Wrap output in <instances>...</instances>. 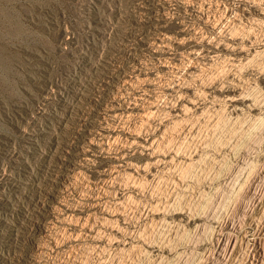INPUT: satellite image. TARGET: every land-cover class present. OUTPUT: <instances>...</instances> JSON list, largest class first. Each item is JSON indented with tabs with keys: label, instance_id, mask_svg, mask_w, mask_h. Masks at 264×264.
I'll use <instances>...</instances> for the list:
<instances>
[{
	"label": "rangeland",
	"instance_id": "1",
	"mask_svg": "<svg viewBox=\"0 0 264 264\" xmlns=\"http://www.w3.org/2000/svg\"><path fill=\"white\" fill-rule=\"evenodd\" d=\"M263 4L264 0H0V264L16 263L12 259L24 254L32 260L22 264L76 263L62 250L63 246L47 250L39 263L35 244H50L43 233L36 231L32 241L22 240V236L35 230L31 222L37 223V217L33 215L40 213L45 218L41 215L44 202L41 194L50 188L46 180L54 173L50 169L54 164L55 147L71 136V126L81 127L79 119L84 108L94 109L106 102L105 106L115 105L113 108L121 114L130 106L128 98L117 99L112 104L101 99L100 94L106 92L101 83L128 86L126 79L132 76L148 82L161 75L165 85H186L190 90L184 100L176 98L178 89L164 92L167 98H161L163 101L170 98L169 105L174 108L188 105L184 121L190 120V131L182 136L183 141L172 133L170 120L158 107L159 110L154 109L158 111H154L156 122L152 128L143 126L138 118L124 117L125 127L129 129L125 128L126 131L133 132L136 129L133 127H139L135 133L140 142L129 147L123 141L126 135L120 132L122 142L119 143L126 146L121 155L111 147L103 154L97 152L99 157L87 164L80 150H91L87 144L93 135L85 131L88 135H82L87 137L73 139L80 151L79 158L75 159L80 173L76 171L78 175L73 181L76 184L70 186L74 189L71 198L75 199L71 202L76 203V208H70L60 195L63 206L51 210L44 221L50 223L57 217L73 222L83 220L88 205L95 201L87 196L88 200L85 199L79 186L82 188L92 178L128 162L149 167L153 162L151 150L140 143L170 135V141L166 142L169 149L166 143L165 150L162 149V156L169 159L170 164L164 162L161 173L152 172L146 178L149 182L138 181L142 182V189L130 198L141 206L140 213H130L127 219H112L113 226L120 230L114 234L107 232L112 233L113 246L102 241L96 248L91 243H83L82 250L89 252L87 264L246 262L264 228V27L254 22L261 18L256 9ZM239 23L244 25L243 29ZM225 26L228 32L240 30L241 35L244 32L249 39L251 36L252 42L247 40V52L238 58L242 61L245 79L259 76L253 81L254 85L242 87L244 90H228L230 96L237 97L239 110L200 93L193 95L199 89L200 80H191L189 84L184 76L173 73V69L161 68L166 61L167 64L183 61L189 64L186 59L195 54L193 57H198L199 67L205 69V87L224 89L227 72L231 70L228 63L223 59L211 63L212 66L203 63L221 42L217 41L224 39ZM164 42L169 44L167 51L161 50L160 44ZM197 64L194 66L199 68ZM152 88L155 94L160 91ZM132 179L135 181L134 177ZM121 188L124 189L116 188L120 189L117 197L129 198L130 190L126 186ZM98 202L104 204L105 200ZM259 210L263 226L258 224V228L250 219ZM50 226L46 232L58 229ZM229 239H237L240 247L228 249ZM34 241L38 243H32ZM217 253L223 254V261H218Z\"/></svg>",
	"mask_w": 264,
	"mask_h": 264
},
{
	"label": "bare ground",
	"instance_id": "2",
	"mask_svg": "<svg viewBox=\"0 0 264 264\" xmlns=\"http://www.w3.org/2000/svg\"><path fill=\"white\" fill-rule=\"evenodd\" d=\"M190 4V3H189ZM204 4H202L203 6ZM260 5V4H259ZM258 5V13L257 15H261V18H257L254 19V22L256 20V25H259L262 27H264V4L263 6H259ZM211 6V5H210ZM229 9V8H228ZM202 11V10H201ZM250 12V11H249ZM238 13V12H237ZM227 14V12H226ZM239 15V14H238ZM227 17V16H226ZM238 17V16H237ZM237 17H235L237 19ZM240 17V16H239ZM256 18V16H255ZM222 19V18H221ZM241 19V18H240ZM239 20V19H238ZM253 20V18H252ZM224 21V20H223ZM234 21V20H233ZM232 21V22H233ZM215 22V21H214ZM235 23V22H234ZM245 23V22H244ZM240 25H242V23H239ZM215 25V24H214ZM252 25V24H251ZM255 25V26H256ZM242 25V29H243ZM226 27V26H225ZM234 27V26H233ZM235 28V27H234ZM238 28V27H237ZM236 28V29H237ZM239 28H241V26H239ZM226 31H223L224 33V39L217 41L219 44H216L215 46V51L213 52V54H211L210 56L207 57V59H204V61L206 63H203L204 65H206L207 63L209 65L212 66L211 63H215L216 61H218V59H223V62H226V64L228 63L227 66L231 67L230 72H227V86L224 89H220V88H216V87H205L204 85V81H203V75L205 69L201 66L199 67V65L197 64V61L199 60L198 57H193V55L195 54H190L189 57L186 60H188L189 64H186L185 61H183L182 63L179 62H165L166 64H162L161 68H167L172 70L173 69V73H175L176 75L179 76H184V81L186 83L191 82V80H200L201 83L198 86L199 89H197V91L193 92L194 94H198L200 93V95H205L208 97H211L214 100L220 102L221 104H225L229 105L230 107L233 106V108H235L236 110H239L240 108L238 107L239 101L237 99V97L235 96H230L227 92L228 90H239V89H243L242 87H244L245 85H249L252 86L253 81L257 80V78L259 76H252L250 78H246L244 77L243 74V70L241 67V63H240V59L238 58V56L241 57L242 54H244L245 52H247V40L251 41V36L250 39L248 38L247 34H245L243 32L244 35H241L242 32L240 30H232V31H227V27L225 28ZM228 29L230 30V27H228ZM255 30V28H253ZM257 29V28H256ZM259 29V28H258ZM224 30V29H223ZM246 30V28H245ZM251 30V29H250ZM249 30V31H250ZM264 30V29H263ZM262 30V33L264 32ZM221 31V30H219ZM248 31V30H247ZM251 32V31H250ZM248 32V33H250ZM254 32V31H253ZM257 32V31H256ZM247 33V32H246ZM255 33V32H254ZM253 33V34H254ZM260 34V33H259ZM222 35V34H221ZM258 35V34H255ZM255 35H253L255 37ZM168 36V35H167ZM220 37V36H219ZM222 37V36H221ZM257 37V36H256ZM246 38V39H245ZM253 38V37H252ZM262 38V37H261ZM256 39V38H255ZM264 39V37H263ZM162 41V40H161ZM164 41V40H163ZM166 41V40H165ZM261 41V40H260ZM259 41V42H260ZM167 42V41H166ZM164 42V44H160V47L162 48V51H167L169 47V44ZM252 42V41H251ZM258 42V41H257ZM258 42V43H259ZM262 42V41H261ZM163 43V42H162ZM211 43V42H210ZM249 43V42H248ZM168 44V45H166ZM171 44V43H170ZM252 44V43H251ZM260 44V43H259ZM250 45V44H249ZM248 45V46H249ZM171 46V45H170ZM159 47V44H158ZM167 48V49H166ZM160 49V48H159ZM250 49V48H249ZM170 50V49H169ZM210 51V50H209ZM157 52V51H156ZM160 52V51H159ZM225 54H224V53ZM250 52V51H249ZM166 53V52H165ZM164 53V54H165ZM171 53V52H170ZM200 53V52H199ZM203 53V52H202ZM259 54V53H258ZM263 55V54H262ZM187 57V56H186ZM203 58V57H202ZM174 59V58H173ZM172 59V60H173ZM257 59V58H256ZM176 60V59H175ZM164 59L161 61L163 62ZM171 61V60H169ZM221 62V61H220ZM242 62V61H241ZM218 63V62H217ZM253 63V62H252ZM161 64V63H160ZM194 64H197L199 68L195 67ZM224 64V63H223ZM156 66V64H154ZM245 65V64H244ZM159 66V65H158ZM214 66V65H213ZM216 66V65H215ZM226 66V65H225ZM243 66V65H242ZM261 66V65H260ZM160 67V66H159ZM221 67V66H220ZM224 67V66H222ZM228 67V69H229ZM195 68V70H194ZM227 68V67H226ZM212 69V67H211ZM219 69V68H218ZM222 69V68H221ZM220 69V70H221ZM224 69V68H223ZM248 69V68H247ZM253 69V68H252ZM264 69V68H263ZM156 70V69H155ZM226 70V69H225ZM261 72V71H260ZM259 73V72H257ZM215 76V75H214ZM125 78V77H124ZM127 78V77H126ZM183 78V77H181ZM225 78V79H226ZM205 79V78H204ZM111 80V79H110ZM121 81V80H120ZM120 81H117L118 84ZM170 81V80H169ZM183 81V82H184ZM102 82V80H101ZM123 82V81H122ZM125 82V81H124ZM165 78L163 75L161 76H157L156 78H153L152 80L148 81L147 80H139V78H135V76L130 77V79H126V83L128 86H124V85H116L114 84V86H110L108 85H104V83H101V86L103 87V90H105V93H101L100 97L103 100H106L107 103H115L114 101H116L117 99H120V101H124L125 98H128L127 101H129L130 106H128L125 112H121V114H119L113 107L110 108L108 106H105V103L103 105L98 104L96 105L94 109H88V108H84L81 114V118L79 119V121L82 123L79 126L81 127H76L75 125L71 126L70 128V137L67 138L66 140H64V143L59 144L58 146L55 147V152L53 154V161L54 164L51 165V172L54 173H50V177L46 180L49 182V190L48 191H43V193L41 195H43V199L44 202L42 203V207L41 209L43 210V213L41 214L43 217L42 218L40 216V213H38L37 215H33L37 217V223H33L31 222V225L34 226L35 230H32L30 232H28L26 234V236H22V240L23 241H32V237L35 236V232H39L40 234H44V236L47 238V242H49L50 244H44V245H40V244H35V249L37 250V252L39 253V257H38V262L40 263V260L42 258V255L47 253V250L49 249H54L59 248L62 249L61 247H65L62 250H65V252L67 253L68 257L70 260L75 261V264H87L88 262V253L86 251H83V243H91L93 244L92 247L94 246V248L99 246V243L102 241L104 243H106L107 245H111L113 246L115 244L114 239L111 237L110 234H114V233H120V230L118 227L113 226L112 224V219L113 218H117L118 220L121 218L127 219L128 215L131 213L133 215L139 214L141 211V206L136 202L135 200L133 202L130 201V198L132 197L134 192H139L140 191V185L141 183H139L138 181H141L142 179H146L147 177H149L151 175L152 172H157V173H161L163 171V163L165 162L166 165L170 164V161L164 159V157L162 156V154L164 153V151L162 152V149L165 150L164 144L169 140V136H161L160 140L155 139V141H149L147 139H145V141L140 143V146H142L143 148H147L149 150H151V157L153 159V162H151V165L149 167H140L139 164L138 166L136 164H133L132 162H128L123 166H114V168L112 170H108L105 171L103 173V175L99 174L100 176H97L95 178H92V180L88 181L89 183L84 184V186H82V188L79 186V189H81L80 193H84L83 195H85V199L88 200V198L93 199V201H95V203L88 205L89 207L86 209V211L88 212L86 217L81 220L78 219L75 222H73V220H65L63 218L57 217V218H53L51 219L50 223H47L46 221H44V219L48 218V214L51 210L58 208L59 206H63V204L60 202V195L63 196V198H65L67 200V203L70 204V208H76V203L71 202L72 200H75L74 197L71 198L73 195V188H71L70 186L73 184V181L76 180L77 175L76 171L78 169V163L75 161V159L78 157L79 152H83V155L85 156V163L88 164L89 161H92L96 158L99 157V155L97 154V152H103L106 149H111V147H113L116 152L119 153V155H121L120 153L123 152L126 148V146L119 143V141L121 139V133H124L126 135V140L125 144H128L127 146L130 147L129 144L133 145L136 142H140L137 140V134L135 133L136 129L138 130L139 127H133V132H128L125 130V119L124 117H133L138 118L137 120L144 125L150 126L152 128L153 126V122L154 121V111H158V107H160V110L164 111L166 117H168L169 124L171 125V129H172V133L174 135H176L177 138H183L182 136H186L187 132L190 131V124L188 121L190 120H186L184 121V117L186 115V111L185 108L183 107H177L174 108L172 107V105L170 106V102H172V100L169 101H163L161 98H167L166 94H164V92H170V91H175V89H178L177 91H175V95L176 98L178 100H184L183 98H188L189 97V92L190 90L188 89V87L182 86V85H165ZM193 82V81H192ZM168 83V82H167ZM177 83V82H176ZM106 84V83H105ZM181 84V83H180ZM190 84V83H189ZM197 84V82H196ZM226 85V84H223ZM254 85V84H253ZM151 86V87H150ZM152 86H156V88H159L160 91L157 92L160 93L159 95L155 94L153 91H151L150 88H152ZM188 86V85H187ZM212 86V85H211ZM220 87H222V85H220ZM149 88V89H148ZM155 88V89H156ZM154 89V88H152ZM154 89V90H155ZM195 89V88H194ZM244 90V89H243ZM103 92V91H102ZM127 94V95H126ZM173 94V93H172ZM171 94V95H172ZM99 96V95H98ZM113 96V97H112ZM99 97V98H100ZM171 97V96H170ZM173 98V97H172ZM175 98V100H176ZM126 100V99H125ZM194 100V99H193ZM101 101V100H99ZM189 101L191 102L190 98ZM241 101V100H240ZM175 102V101H173ZM179 102V101H177ZM176 102V103H177ZM195 102V101H194ZM242 102V101H241ZM160 103H163L165 105H162ZM255 103V102H254ZM216 104V103H215ZM256 104V103H255ZM107 105V104H106ZM177 105V104H176ZM105 106V107H104ZM209 106V105H208ZM224 106V105H223ZM224 106V107H225ZM157 107V108H154ZM242 107V106H241ZM190 108V107H189ZM220 108V107H219ZM154 109H158V110H154ZM206 110V109H205ZM219 111V110H218ZM217 111V112H218ZM226 111V110H225ZM161 112V111H160ZM190 112V111H189ZM236 112V111H235ZM203 113V112H202ZM205 113V112H204ZM189 114V113H188ZM156 115V114H155ZM199 116V115H198ZM197 116V117H198ZM129 117V119H131ZM132 118V119H133ZM127 119V118H126ZM197 119V118H196ZM262 120V118H260ZM134 120V119H133ZM200 120V119H199ZM129 120H127L128 122ZM196 121V120H195ZM263 121V120H262ZM261 121V122H262ZM137 122V121H135ZM138 122V124H139ZM254 122V121H253ZM134 123V122H133ZM260 123V122H259ZM75 124V123H74ZM129 124V123H128ZM156 124V123H155ZM165 124V123H164ZM189 124V125H188ZM140 125V124H139ZM169 125V126H170ZM132 126V125H131ZM138 126V125H137ZM142 126V125H141ZM140 126V127H141ZM130 127V126H128ZM259 127V126H258ZM143 128V127H142ZM145 128V127H144ZM142 130H145V129ZM255 128V127H254ZM128 129V128H126ZM147 129H149L147 127ZM159 129V128H158ZM129 130V129H128ZM140 130V129H139ZM141 130V132H142ZM155 130V129H154ZM157 130V129H156ZM200 130V129H199ZM85 131H89L91 132V135H93V137L88 139V146L91 150H89V152L81 149L80 151L77 150L76 145L77 143H75V141L73 139L77 138V137H81L84 135H82V133H86ZM148 132L150 130H147ZM252 131V130H251ZM140 131H137V133ZM146 132V131H145ZM154 132V131H153ZM161 132V131H160ZM262 132V131H261ZM156 134V132H154ZM153 133V134H154ZM87 134V133H86ZM191 134V133H190ZM88 135V134H87ZM90 135V134H89ZM166 135V134H164ZM210 135V134H209ZM85 136V135H84ZM97 137L98 141H96V139L94 138ZM141 136V135H140ZM157 136V135H156ZM189 136V134H188ZM193 136V135H192ZM191 136V137H192ZM87 137V136H85ZM80 138V139H81ZM148 138V137H147ZM186 138V137H185ZM184 138V139H185ZM79 139V140H80ZM140 139V138H139ZM76 140V139H75ZM86 140V139H85ZM207 140V139H206ZM170 141V140H169ZM183 141V139H182ZM181 141V142H182ZM186 141V140H185ZM251 141V140H250ZM189 142V141H187ZM207 143V142H206ZM168 143H166L165 145H167ZM177 144V143H176ZM139 145V143L137 144ZM193 145V144H192ZM222 146V145H221ZM139 147V146H138ZM141 147V148H142ZM186 147V146H185ZM88 148V147H87ZM168 148V145H167ZM194 148V147H193ZM215 148V147H214ZM243 148V147H242ZM146 149V150H147ZM169 149V148H168ZM180 149V148H179ZM238 149V148H237ZM77 150V151H75ZM95 150V152H94ZM98 150V151H96ZM148 150V151H149ZM187 151V150H186ZM196 151V150H195ZM94 152V153H92ZM115 152V151H114ZM185 152V151H184ZM241 152V151H240ZM126 153V152H125ZM197 153V152H196ZM115 154V153H114ZM181 154V153H179ZM186 154V153H185ZM118 155V156H119ZM124 155V153H123ZM126 155V154H125ZM167 155V152H166ZM178 156V155H177ZM117 157V156H116ZM123 157V156H122ZM244 157V156H243ZM79 158V157H78ZM124 158V157H123ZM166 158V157H165ZM175 158V157H174ZM173 158V160H174ZM200 158V157H199ZM247 158V156H246ZM250 158V157H249ZM256 158V157H255ZM117 159V158H116ZM240 160V159H239ZM246 161V160H245ZM173 162V161H172ZM180 162V161H179ZM252 162V161H251ZM261 162V161H260ZM121 163V162H120ZM150 163V162H149ZM148 163V165H149ZM200 163V162H199ZM123 164V163H122ZM195 164V163H194ZM247 164V163H246ZM249 164V163H248ZM251 164V163H250ZM80 165H84V164H80ZM118 165V164H117ZM178 165V164H177ZM203 165V164H202ZM85 166V165H84ZM226 166V165H225ZM80 168V167H79ZM168 168V167H167ZM185 168V167H184ZM212 168V167H211ZM175 169V168H174ZM182 169V168H181ZM255 169V168H254ZM80 170V169H79ZM79 170L77 172H79ZM253 170V169H252ZM176 172V171H175ZM70 173V174H69ZM80 173V172H79ZM185 173V172H184ZM139 178L140 176V180L136 177ZM139 175V176H138ZM155 176V174H154ZM81 177V176H80ZM78 177V178H80ZM83 177V176H82ZM135 178L134 179L132 178ZM85 178V177H84ZM189 178V177H188ZM196 178V177H195ZM83 179V178H82ZM81 179V180H82ZM130 179L133 180L130 181ZM78 180V179H77ZM137 180V182H136ZM147 180V179H146ZM158 180V179H157ZM168 180V179H167ZM183 180V179H182ZM194 180V179H193ZM84 181V180H83ZM148 181V180H147ZM164 181V180H163ZM206 181V180H205ZM149 182V181H148ZM155 182V181H154ZM161 182V181H160ZM174 182V181H173ZM130 183H132V185H130ZM144 183V182H143ZM164 183V182H163ZM202 183V182H201ZM76 184V183H75ZM75 184H73L75 186ZM78 184V183H77ZM156 184V183H155ZM174 184V183H173ZM72 185V186H73ZM126 186L130 192H131V196L129 198H126V196L124 197L125 199H120L119 197H117L118 191H120V189H124L121 187ZM142 186V185H141ZM120 189H116V188ZM180 187V186H179ZM114 188L116 190H114ZM144 188V187H143ZM77 189V188H76ZM75 189V190H76ZM78 189V190H79ZM142 189V188H141ZM118 190V191H117ZM167 190V189H166ZM165 190V191H166ZM175 190V189H174ZM146 191V190H145ZM75 192V191H74ZM79 194V193H78ZM82 195V194H81ZM80 195V196H81ZM130 195V193H129ZM128 195V196H129ZM70 196V198H69ZM86 196L88 198H86ZM78 198V197H76ZM138 198V197H137ZM206 198V197H205ZM237 198V197H236ZM129 199V200H128ZM134 199V198H133ZM253 199V198H252ZM65 200V201H66ZM80 200V199H78ZM77 200V203H78ZM98 200H105L104 204H100L98 202ZM90 201V200H89ZM64 202V201H63ZM81 202H82V197H81ZM86 202V201H85ZM149 202V201H148ZM256 202V201H255ZM254 204V203H253ZM262 204V203H261ZM66 205V204H65ZM168 205V204H167ZM172 205V204H171ZM260 205V204H259ZM263 205V204H262ZM152 206V205H151ZM166 207V205H164ZM156 207V206H155ZM40 209V207H38ZM81 208V207H80ZM263 208V207H262ZM146 209V208H145ZM152 210V209H151ZM156 210V209H155ZM159 210V209H158ZM157 210V211H158ZM161 210V209H160ZM196 210V209H195ZM247 210V209H246ZM150 211V210H149ZM204 211V210H203ZM260 211V210H259ZM256 211L254 214H252L253 216L251 217V224L253 226H258V224L262 225L261 222L263 219V216H261V211ZM151 212V211H150ZM153 213H155L156 211H152ZM163 212V211H162ZM174 212V211H173ZM254 212V211H253ZM152 213V214H153ZM159 213V212H158ZM167 213V212H166ZM207 214V213H206ZM141 215V214H140ZM143 215V214H142ZM156 215V214H155ZM69 216V214H68ZM149 216V215H148ZM201 216V215H200ZM64 217V216H63ZM132 217V216H131ZM71 218V217H70ZM80 218V217H79ZM168 219V218H167ZM194 219V218H193ZM264 220V219H263ZM114 221V220H113ZM160 221V220H159ZM117 222V221H116ZM154 222V221H153ZM157 223H159L158 221H156ZM155 222V223H156ZM198 222V221H197ZM156 223V224H157ZM160 223H163L162 221ZM50 224L52 226H57L58 229H49L52 231L46 232V229L48 228V226H50ZM117 225V224H116ZM120 225V224H119ZM163 225V224H162ZM226 225V224H225ZM61 226V227H59ZM156 226V225H155ZM263 226V225H262ZM45 227V228H44ZM51 227V226H50ZM229 227V226H228ZM261 227V226H260ZM59 228H62V230H59ZM148 228V227H147ZM153 228V227H152ZM45 229V230H44ZM155 229V228H154ZM150 230V229H149ZM157 230V229H156ZM262 234L261 237L259 238V240L254 243L253 245V251L251 252V254H249L246 260V262H244L243 264H264V228L262 227ZM110 231L112 233H108L107 232ZM153 232V231H152ZM179 232V231H178ZM103 234V235H102ZM147 234V233H146ZM136 235V234H135ZM143 235V234H142ZM163 235V234H162ZM244 235V234H243ZM140 236V235H139ZM115 237V236H113ZM154 237V236H153ZM163 237V236H162ZM214 237V236H213ZM212 237V238H213ZM151 238V236H150ZM207 238V237H206ZM211 238V239H212ZM237 238V237H236ZM245 238V237H244ZM116 239V238H115ZM183 239V238H182ZM233 239V238H232ZM243 239V238H242ZM246 239V238H245ZM253 239V238H252ZM256 239V238H255ZM181 240V239H180ZM249 240V239H248ZM143 241V240H142ZM141 241V242H142ZM172 241V240H171ZM239 241V240H238ZM244 241V240H243ZM242 241V242H243ZM101 242V243H102ZM140 242V241H138ZM32 243H38L37 241H34ZM162 243V242H161ZM237 239L236 241L229 239L227 241V248L229 247L230 249H237ZM240 243V242H239ZM238 243V244H239ZM90 244V245H91ZM147 244V243H146ZM150 244V243H149ZM171 244V243H169ZM241 244V243H240ZM102 245V244H101ZM161 245V244H160ZM89 247V245H87ZM242 246V245H241ZM125 247V246H123ZM141 247V246H140ZM146 247V246H145ZM91 248V247H90ZM101 248V247H100ZM139 248V247H138ZM226 248V247H225ZM228 248V249H229ZM103 249V248H101ZM100 249V250H101ZM224 249V248H223ZM85 250V249H84ZM87 250V249H86ZM92 250V249H91ZM216 250V249H215ZM227 250V249H226ZM225 250V252H226ZM90 251V250H89ZM93 251V250H92ZM143 251V250H142ZM250 251V250H249ZM95 252V251H94ZM102 252V251H101ZM124 252V251H123ZM221 252V251H220ZM233 253V251H231ZM238 252V251H237ZM245 252V251H244ZM22 253V250H21ZM93 253V252H92ZM122 253V252H121ZM147 253V252H146ZM206 253V252H205ZM224 253V252H223ZM231 253V254H232ZM96 254V253H95ZM75 255H77V257H75ZM93 255V254H92ZM98 255V253H97ZM225 255V254H224ZM227 255V253H226ZM225 255V256H226ZM236 255V254H235ZM147 256V255H146ZM224 256V257H225ZM237 256V255H236ZM210 257V256H209ZM216 258L218 259V261H223L221 259H223V254L221 253H217ZM239 258V257H238ZM245 258V259H246ZM129 259V258H128ZM209 259V258H208ZM32 260L30 258L29 255L24 254L23 256L20 255L17 259H12V261H16V263L14 262H10L9 264H22L23 261L28 262ZM143 260V259H142ZM154 260V259H153ZM238 260V259H237ZM72 261V262H73ZM90 261V260H89ZM149 261V260H148ZM136 262V261H135ZM122 263V261H121ZM112 264V263H111ZM155 264V263H154Z\"/></svg>",
	"mask_w": 264,
	"mask_h": 264
}]
</instances>
